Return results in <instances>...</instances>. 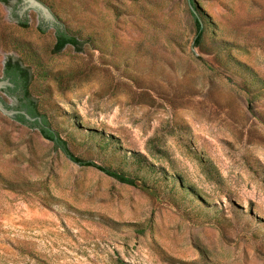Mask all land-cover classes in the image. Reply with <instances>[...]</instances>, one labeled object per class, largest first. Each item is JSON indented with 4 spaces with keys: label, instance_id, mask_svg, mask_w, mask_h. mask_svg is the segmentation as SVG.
Returning <instances> with one entry per match:
<instances>
[{
    "label": "rangeland",
    "instance_id": "rangeland-1",
    "mask_svg": "<svg viewBox=\"0 0 264 264\" xmlns=\"http://www.w3.org/2000/svg\"><path fill=\"white\" fill-rule=\"evenodd\" d=\"M40 1L81 51L0 1V79L31 65L69 149L138 185L0 111V264H264V0H202L201 44L190 0Z\"/></svg>",
    "mask_w": 264,
    "mask_h": 264
},
{
    "label": "trees",
    "instance_id": "trees-1",
    "mask_svg": "<svg viewBox=\"0 0 264 264\" xmlns=\"http://www.w3.org/2000/svg\"><path fill=\"white\" fill-rule=\"evenodd\" d=\"M0 1L6 3L8 0ZM190 3L194 6L191 11L194 15L197 27L196 42L197 44H201L205 36L211 32V25L213 23L209 21L205 13L200 11L201 9L196 6L194 0H190ZM14 15L19 19L18 14L14 13ZM19 23L24 28H27L29 26L28 19L19 20ZM54 28L56 37V42L53 48L54 53H60L68 46H72L75 49L81 51V42L79 40V37H77L75 34H73L61 24L55 25ZM39 29L42 33L46 32V29L42 24L40 25ZM31 68V65H26L23 59H16L14 57H10L5 64L4 76L1 79H10L15 86L13 88L10 87L3 91H5L10 97L16 98L18 103L14 106H10L5 99H2L8 106L18 110H26L32 117L36 118L35 121H29L24 115H18L15 119L21 124H24L30 128L40 130L41 134L45 138L54 142L58 148L63 149L65 153L74 162L83 166L97 167L103 172H105L107 175L116 178L120 182L137 186L138 183L134 178L120 173L117 170L98 165L93 161L84 160L76 156L69 149L67 141L61 136V133L52 125L48 116L40 110L37 99L32 95L31 87L34 83L35 73L32 71Z\"/></svg>",
    "mask_w": 264,
    "mask_h": 264
},
{
    "label": "water",
    "instance_id": "water-1",
    "mask_svg": "<svg viewBox=\"0 0 264 264\" xmlns=\"http://www.w3.org/2000/svg\"><path fill=\"white\" fill-rule=\"evenodd\" d=\"M22 5L18 11L19 16L22 18L25 14V18L32 24L34 14H40L44 24L49 27L50 32L55 30L54 26L59 24L57 18L52 14L50 8L40 0H21ZM196 5L200 11L205 13L212 26L217 29V40L221 42V24L216 18L202 5V0H195ZM15 85L10 79H0V94H7L5 91L8 88H13ZM0 111L8 115L14 121L18 115H24L29 121H35L36 118L32 117L26 110H18L8 106L4 100L0 97Z\"/></svg>",
    "mask_w": 264,
    "mask_h": 264
},
{
    "label": "flooded vegetation",
    "instance_id": "flooded-vegetation-1",
    "mask_svg": "<svg viewBox=\"0 0 264 264\" xmlns=\"http://www.w3.org/2000/svg\"><path fill=\"white\" fill-rule=\"evenodd\" d=\"M20 2L17 4V6H16V10H15V13L16 14H18V11L20 10V8H21V5H22V1L21 0H19ZM9 2V0L6 2V3H8ZM19 15V14H18ZM20 17V16H19Z\"/></svg>",
    "mask_w": 264,
    "mask_h": 264
}]
</instances>
